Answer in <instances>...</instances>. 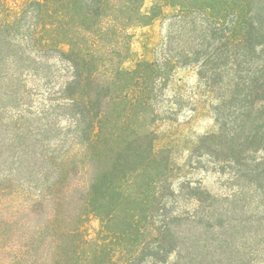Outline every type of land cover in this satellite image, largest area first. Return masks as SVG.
<instances>
[{
    "label": "trees",
    "instance_id": "obj_1",
    "mask_svg": "<svg viewBox=\"0 0 264 264\" xmlns=\"http://www.w3.org/2000/svg\"><path fill=\"white\" fill-rule=\"evenodd\" d=\"M162 1L0 0V264H264V0Z\"/></svg>",
    "mask_w": 264,
    "mask_h": 264
},
{
    "label": "rangeland",
    "instance_id": "obj_2",
    "mask_svg": "<svg viewBox=\"0 0 264 264\" xmlns=\"http://www.w3.org/2000/svg\"><path fill=\"white\" fill-rule=\"evenodd\" d=\"M162 5V0H146L145 11L149 12L154 5ZM175 9L172 7L164 8V15L156 18L151 21L148 25L138 27L133 29V40H132V49L134 56L131 61L128 62L129 67H134L137 62L142 60H153L155 58L156 48L162 43L164 37L167 33L168 28V17L174 14ZM178 79L182 81L179 83V86L184 87L186 94L192 91L197 92V96L200 95L199 80L196 72L192 68H183L178 71ZM171 94V92L169 93ZM180 124L186 125V136L193 138V136L204 135L206 133H211L216 129L212 115L209 114L208 110H204L200 115L192 113L187 109L184 110L179 116L178 119ZM191 140V139H188ZM195 180H204L207 185H209L215 191L219 190L218 184V175L213 174L212 172H197L194 175ZM243 205H247L246 211L250 212L249 215L244 216L245 218L252 216L253 214L260 215L263 214L262 207L258 208L260 203L258 198L253 200L251 197L242 202ZM93 227L99 228V222H93ZM251 227L248 232L252 231L255 227V224L250 225ZM263 230V228H262Z\"/></svg>",
    "mask_w": 264,
    "mask_h": 264
}]
</instances>
